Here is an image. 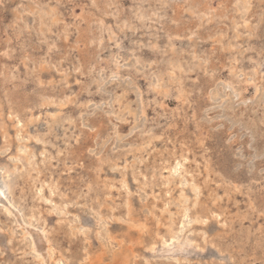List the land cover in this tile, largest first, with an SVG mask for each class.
Returning a JSON list of instances; mask_svg holds the SVG:
<instances>
[{
	"label": "rangeland",
	"instance_id": "obj_1",
	"mask_svg": "<svg viewBox=\"0 0 264 264\" xmlns=\"http://www.w3.org/2000/svg\"><path fill=\"white\" fill-rule=\"evenodd\" d=\"M0 191V264H264V0H0Z\"/></svg>",
	"mask_w": 264,
	"mask_h": 264
},
{
	"label": "bare ground",
	"instance_id": "obj_2",
	"mask_svg": "<svg viewBox=\"0 0 264 264\" xmlns=\"http://www.w3.org/2000/svg\"><path fill=\"white\" fill-rule=\"evenodd\" d=\"M245 8V7H244ZM118 21V20H117ZM2 197V192L0 191V198ZM31 219V218H30ZM27 245V244H26ZM167 247V246H166ZM184 262V261H183Z\"/></svg>",
	"mask_w": 264,
	"mask_h": 264
}]
</instances>
